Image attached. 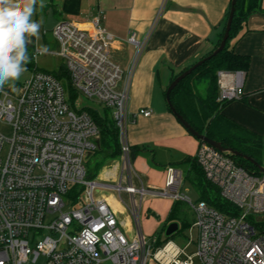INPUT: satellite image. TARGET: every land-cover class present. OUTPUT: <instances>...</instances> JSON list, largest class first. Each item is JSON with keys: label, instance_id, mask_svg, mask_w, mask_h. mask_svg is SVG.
<instances>
[{"label": "built area", "instance_id": "built-area-1", "mask_svg": "<svg viewBox=\"0 0 264 264\" xmlns=\"http://www.w3.org/2000/svg\"><path fill=\"white\" fill-rule=\"evenodd\" d=\"M58 43L71 87V106L62 79L34 66L18 94L0 90V120L11 135L0 132V264H264V172L255 174L237 164L230 152L201 141L194 158L206 181L229 203L220 211L205 200L190 202L178 192L182 174L166 169L165 188L151 190L132 183L131 146L126 128L129 76L111 55L114 42L95 16L90 27L70 21L51 30ZM136 54L143 47L133 35ZM41 54L35 49L32 58ZM245 72L217 71V101L241 99ZM110 110L123 161L119 183L90 178L88 156L98 148L99 128L79 107V98ZM150 109L133 114L149 116ZM125 181V182H124ZM113 188L130 195L136 231L128 238L123 224L101 193ZM147 194L171 196L191 205L197 236L183 245L161 241L140 230V200ZM138 196V197H137ZM137 198H140L137 204ZM195 245L193 253L187 247Z\"/></svg>", "mask_w": 264, "mask_h": 264}, {"label": "crops", "instance_id": "crops-1", "mask_svg": "<svg viewBox=\"0 0 264 264\" xmlns=\"http://www.w3.org/2000/svg\"><path fill=\"white\" fill-rule=\"evenodd\" d=\"M230 2L231 0H44V8L37 6L33 17L41 22L44 33L40 32L38 40L35 37L29 38L28 53L33 54L35 49H40L39 44L47 45L45 35L48 32L55 40L51 30L45 31L43 28L48 8L53 10V16L58 21H70L83 28L90 27L91 20L100 16L101 26L113 37L111 55L121 66L123 79L128 77V69L135 61L129 76L126 128L127 140L133 153L131 169L133 176L138 178L134 181L132 177V183L154 191L162 190L165 188L168 166L181 172L182 181L188 177L199 145V140L170 111L165 100L166 88L181 70L214 50L225 25ZM235 11L240 17V28L230 42L236 53L248 56L249 64L244 71L242 98L227 102L221 113L261 137L260 150L264 166V0H238ZM131 35L143 45L138 54L135 44L127 41ZM56 43L55 40V45ZM131 49L135 50L131 63L126 62L122 66L120 59L124 56V51ZM57 51L58 43L57 49L50 50V53L55 54ZM34 66L29 68L33 71ZM24 81L10 82L0 90L18 94ZM140 109H150L152 112L149 116L138 114L134 118L133 114ZM90 156L93 164L87 166L89 174H92L90 169H93L94 164L102 161L96 174L97 181L114 185L123 180V161L120 155L109 157L104 153H92L88 156V162ZM136 170L145 176V182ZM127 195L130 197L128 193ZM146 196L148 204L152 206L151 209L148 207L150 213L158 218L150 232L152 235L156 234L155 230L162 221H166L176 200L171 196ZM104 198L116 214L123 211L119 200L112 194L104 195ZM119 221L127 232L129 217Z\"/></svg>", "mask_w": 264, "mask_h": 264}, {"label": "trees", "instance_id": "trees-1", "mask_svg": "<svg viewBox=\"0 0 264 264\" xmlns=\"http://www.w3.org/2000/svg\"><path fill=\"white\" fill-rule=\"evenodd\" d=\"M237 6L238 0H236L235 8ZM228 15L229 11L226 14L225 25ZM225 25L219 34V39L215 44L214 49L219 45L224 33ZM239 28L240 17L236 15L235 11L229 31V37L224 48L216 55L197 66L189 75L182 79L172 89L170 97L175 109L195 130L199 133L205 134L211 139L219 141L225 147L232 148L233 150L239 151L240 153L251 157L262 166V153L260 150V143H262L261 137L224 116L221 113V110L227 102L221 103L217 101V71H245L249 64L248 56L236 53L230 42L231 39L238 34ZM29 56L32 59V54H29ZM27 65L34 66V63L31 60ZM188 67L181 70V72L186 70ZM52 73L63 80L67 93V99L70 105L73 106L77 93L70 85L67 72L63 64L59 67L58 71H53ZM102 108V111H100L98 108L92 106L83 107V109L91 115L99 128V138L97 141L98 148L93 152V154L99 155L100 153H104L105 156L109 157L118 156L120 155V145L118 141L117 128L111 117L110 110L106 107ZM200 142L201 141H199V143ZM132 154L131 147V157L133 156ZM231 156L237 164L241 165L249 172L255 174L261 173L256 164L248 159H245L243 156L234 154H231ZM101 165L102 161H98L94 164L93 170H95V173L90 174L91 179H94ZM187 175V178L192 180L196 186L200 188V200H205L208 204L222 212L226 211L229 207V203L220 200L221 198L218 190L206 181L201 168L196 163L195 158H193L191 168ZM208 189L214 190L217 195L215 199L210 198ZM177 202L178 201L173 202L166 219L165 226L169 223V221L172 222L174 220L173 218ZM260 225L264 227V222L260 223Z\"/></svg>", "mask_w": 264, "mask_h": 264}, {"label": "rangeland", "instance_id": "rangeland-1", "mask_svg": "<svg viewBox=\"0 0 264 264\" xmlns=\"http://www.w3.org/2000/svg\"><path fill=\"white\" fill-rule=\"evenodd\" d=\"M40 32L44 33L42 28L40 29ZM45 36H46V41H47V45L45 44L47 46V49H48L47 52H44V53L37 55L36 58L32 61L34 62V64L37 66L38 69H45V70L52 71V72L58 71V69H59V67H61L63 61L59 56L50 53V50L53 51L55 48L57 49V43L55 45V40L53 39V37L51 36V34L49 32ZM39 45L41 46V44H39ZM123 54H124V56L120 59V64L122 66H125L126 62L131 63L132 58L135 55V50H132V49L126 50V51H124ZM30 61H31V59H30ZM133 62H135V61H133ZM31 71H32V69H30L29 66L27 65V70L22 74L21 78L19 80H17V82L21 83L22 81H24L29 76ZM11 90L14 91V89H11ZM13 91H11V92H13ZM78 105H79V107L92 106V107L98 108L100 111H102V109H103L101 107V105L97 104L96 102H94L92 100H88V99L83 98V97L79 98ZM0 132L6 136L11 135V132H12L11 127L4 120H0ZM91 160H92V156L89 157V162L88 161L86 162V168L89 165L92 166L93 163ZM90 171H92V173H95V170H93V169H90ZM101 172H103V170H101ZM138 174L141 176L142 181L145 182V176L141 175L140 172H138ZM133 178H134V181H137V179H138L137 177H134V176H133ZM94 179L97 180L96 175H95ZM178 192L180 194L187 196L189 198L190 202H192V203H196L198 200H200V193H201L200 188H198L196 186V184L190 179L186 178L181 182V184L178 188ZM100 194H103V195L112 194L114 198L119 200L120 207L123 211L121 213H117L116 215H117L118 220L125 219L126 217H129L130 223H128V222L126 223V226H127L126 235L128 238H130L133 235V233H135V231H136L135 219L132 215L131 210L129 209L131 207L130 197H128L127 193H125V192L118 193V191L116 189H113V188H102ZM208 194H209L211 199H215V197H217V195L213 189H208ZM220 200H222V199H220ZM138 201H137V204H139ZM176 201H178V202L176 205V210H175V214H174V218H173L174 220L172 222L178 223V225H179L178 231H175L173 234L166 236L165 235L166 227L164 226L166 221L165 222L162 221V224L159 225L158 229H156L155 232H156V235L160 237L161 241L164 242L166 240L172 239L176 243H178L179 245L183 246L188 241L189 238L193 237L194 240L196 239L197 228L196 227L190 228L193 221H194V211H193V208L191 207V205L185 201H182V200H176ZM149 206H150V204H148V197L143 196L142 200H140V206H139L138 214H139L140 230L147 237L149 235H151L150 232L152 230V227L155 224H157L156 222L158 221V218L154 214L150 213L151 212L150 209L152 208V206H150V207ZM170 222L171 221H169V223ZM186 250L188 253H193L195 251V245L191 244L190 246L187 247ZM197 261L198 260L195 259V264H199ZM42 263H43V259L40 257L38 259V261H36V262L28 261L27 263H24V264H42ZM104 264H111V263L105 262Z\"/></svg>", "mask_w": 264, "mask_h": 264}, {"label": "clouds", "instance_id": "clouds-1", "mask_svg": "<svg viewBox=\"0 0 264 264\" xmlns=\"http://www.w3.org/2000/svg\"><path fill=\"white\" fill-rule=\"evenodd\" d=\"M44 0H0V89L19 80L30 61V37L40 38L41 22L33 19ZM41 45L39 51L47 52Z\"/></svg>", "mask_w": 264, "mask_h": 264}, {"label": "water", "instance_id": "water-1", "mask_svg": "<svg viewBox=\"0 0 264 264\" xmlns=\"http://www.w3.org/2000/svg\"><path fill=\"white\" fill-rule=\"evenodd\" d=\"M235 4H236V0H231V6H230V10H229V15L226 21V25H225V29H224V33L223 36L219 42V45L217 46V48H215L209 55L205 56L204 58H201L200 60H198L197 62H195L194 64H192L191 66H189L186 70H184L183 72H181L179 75H177L167 86L166 91H165V100L166 103L170 109V111L175 115V117L179 120V122L184 126V128L190 133L192 134L196 139H198L199 141H203L206 142L210 145H212L213 147L217 148L218 150L222 151V152H230L231 154L234 155H238V156H243L245 159L250 160L251 162H253L254 164L257 165L258 169L260 172H264V166H261L260 164H258L255 160H253L251 157L240 153L239 151L233 150L232 148L229 147H225L223 146L219 141H216L214 139H211L209 137H207L205 134L199 133L197 130H195L190 123L175 109V107L173 106L172 102H171V91L172 89L182 80L184 79L187 75H189L197 66L201 65L203 62H205L206 60H208L209 58H211L212 56L216 55L219 51H221L225 44L226 41L229 37V31H230V27H231V23L233 20V16L235 13ZM58 19H56L53 16V10L51 8H48L47 10V16H46V21L44 24V30H52V28L58 23ZM61 23L64 22L60 21ZM179 228V225L177 222H170L166 229H165V235L169 236L171 234H173L175 231H177Z\"/></svg>", "mask_w": 264, "mask_h": 264}]
</instances>
